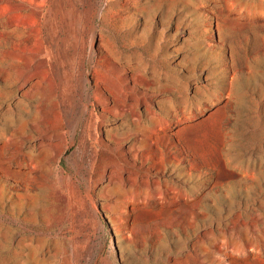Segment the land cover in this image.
<instances>
[{
	"label": "rangeland",
	"instance_id": "obj_1",
	"mask_svg": "<svg viewBox=\"0 0 264 264\" xmlns=\"http://www.w3.org/2000/svg\"><path fill=\"white\" fill-rule=\"evenodd\" d=\"M0 264H264V0H0Z\"/></svg>",
	"mask_w": 264,
	"mask_h": 264
}]
</instances>
